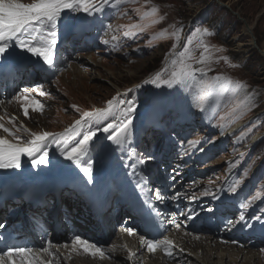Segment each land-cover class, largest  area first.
<instances>
[{
	"label": "rangeland",
	"instance_id": "obj_1",
	"mask_svg": "<svg viewBox=\"0 0 264 264\" xmlns=\"http://www.w3.org/2000/svg\"><path fill=\"white\" fill-rule=\"evenodd\" d=\"M222 1L229 3L242 19L257 24L254 35L262 48L264 0ZM22 2L27 4L34 0ZM205 4L213 8H206ZM218 5L212 0H109L104 12L87 17L90 21L101 22L99 36L90 35L95 39L98 36L100 42L94 41L90 48L83 50L74 48L76 53L72 59L63 63L57 76L47 84L27 89V92L25 89L16 91L0 100V123L21 137L19 141L12 137L13 142L26 145L32 139L30 133H64L81 118L83 112L104 109L107 101L118 95L122 101H135L138 107L130 141L138 136L142 138L132 147L135 159L151 156L148 151L160 146L162 135L166 134L168 140L175 137L180 149L167 175L177 178L181 185L171 189V199H181L183 207H187L186 214L200 215L201 211L211 208L214 212L223 214V211H229L233 215L232 229H219L225 236L223 233L217 235L216 231H205L208 228H197L201 229L199 231L180 224L179 228L172 226L169 233L193 252L204 254L208 251L198 246L202 245V241L211 244V247L222 244L240 251L254 250L261 256L249 264H264V60L257 50L254 53L252 37L245 34L244 21L239 18L237 22L232 20ZM153 8L158 11L153 12ZM216 12L219 17L215 16ZM80 17L85 18V14L80 13ZM197 27H207L215 33L202 37L209 46L208 52L197 47L201 41V36L197 34L187 45L189 53L181 57L179 54L184 50L187 37ZM230 29L232 36H228ZM70 37L61 25L58 44L68 45ZM202 54L208 57L203 64L198 62ZM173 60L177 61L175 65ZM250 61L257 71L248 67ZM181 62L191 64L193 68H203L204 71L196 72L194 79L189 78L179 84L165 83L171 78V73L179 69ZM217 75L231 77L247 87L234 92L217 86L205 100L201 80L211 81ZM153 80L156 82L145 83ZM41 92L46 94L40 95ZM23 96L29 97V100L17 99ZM246 97L251 99L246 101ZM32 100H39L43 109L38 111L30 106L29 115L25 116L22 105H31ZM201 102L205 107L203 111L199 106ZM234 108L237 111L233 112ZM114 115L119 119V111ZM107 122H112L111 118ZM239 122L242 125L235 129ZM98 123L103 125L106 122ZM155 124L161 128L160 132L153 126ZM25 128L29 131H25ZM223 134L229 136L220 140ZM7 135L0 129V136L11 140ZM63 140L62 136H57L46 142L44 150L48 152V157H56L61 152L65 147ZM189 141H200V144L192 146ZM205 144L210 145L209 153L197 161L198 149ZM131 146L129 143L123 149H116L112 145L116 150H110L102 157L95 153L93 161H98L95 163L98 169L105 170V165L112 174L120 164L126 163ZM25 160L31 161V157L23 155L21 162ZM156 161L150 159L143 164L152 170L145 168L143 172L145 176H152L150 182L155 179V171L164 168ZM100 162L101 167L98 166ZM188 166L190 168L184 170ZM4 171L9 174L8 169ZM79 172L78 169L76 173ZM182 172L185 173L179 175ZM237 181V192L231 193L229 186ZM205 192L210 194L204 195ZM223 195L229 196L228 203H215L217 197ZM189 200L193 203L190 208ZM240 215L246 218L242 223L237 222ZM257 217L260 219L257 220ZM201 221L204 222L205 218ZM129 226L128 229L134 227ZM114 233L109 242L118 240L119 234L130 235L123 228ZM72 239L65 232L57 235L53 239L55 243L51 244L63 249L64 245H71ZM207 243H203L204 246ZM56 255L59 256L58 253ZM109 259L105 261L110 263ZM217 259L215 257L213 261ZM156 260L158 258L152 261ZM178 262V259L171 257L166 264Z\"/></svg>",
	"mask_w": 264,
	"mask_h": 264
},
{
	"label": "snow or ice",
	"instance_id": "obj_2",
	"mask_svg": "<svg viewBox=\"0 0 264 264\" xmlns=\"http://www.w3.org/2000/svg\"><path fill=\"white\" fill-rule=\"evenodd\" d=\"M108 3L109 0H34L33 3L26 4L22 0H0V77H14L17 74H32L33 72L39 74L41 71L58 70L56 69V60L60 26H63L69 36L76 37L82 34L87 25L91 23L87 17H94L98 13L104 12L105 5ZM152 11L156 12L158 9L153 8ZM80 13L85 14V18L82 19ZM197 34L201 36V41L197 47L204 48L205 53L208 52L209 46L203 42L202 37L211 36L215 33L207 27H197L187 37L184 50L179 54L181 57L189 53L187 45L192 43V36ZM104 43L107 44L108 41H104ZM207 59L208 57L202 54L198 62L203 64ZM223 59L229 58L223 57ZM172 63L175 65L177 61L173 60ZM203 71V68H193L191 64L181 62L179 69L173 71L171 78L165 83L169 85L179 84L189 78L194 79L196 72L203 73ZM157 76L159 77V73ZM149 82L155 83L156 81H145V83ZM201 85L205 91V100L217 86L222 90H233L234 92H239L247 87L245 83L223 75H217L211 81L201 80ZM24 91L27 92L28 90L25 89ZM45 94L44 92L40 93V95ZM17 99L28 101L29 97L23 96L17 97ZM250 99L251 97H246V101ZM121 105L126 106L121 107ZM30 106L38 111L43 109L39 100H32L31 105L24 103L22 108L25 116L29 115ZM199 106L202 111L205 110L203 102ZM137 107L135 101H122L118 95L108 100L107 107L104 109L83 112L81 118L76 120L64 133L56 134L47 131L30 133L32 139L26 145L0 136V169L20 168L23 155L31 157V163L34 166L47 165L49 163L48 152L44 150L46 142L51 138L62 136L65 144V147L61 149L62 155L66 160L76 165L87 178L86 182L91 183L94 179V164L98 162L93 161L92 154L95 152L98 157H102L110 150L123 149L129 145ZM73 108L76 106L73 105ZM116 111L120 113L119 119L114 115ZM235 111H237L236 108L233 109V112ZM109 118L112 122H107ZM99 121L106 123L101 125L98 123ZM0 129L15 137L17 141L21 140V137L4 123H0ZM24 130L29 131L26 128ZM188 143L195 146L200 144V141H189ZM97 145L99 146L98 149ZM112 145H115L116 149H113ZM198 150L203 151L204 149L200 147ZM150 159L153 157L140 158L138 163L144 164L146 160ZM128 167L135 169L136 163L134 162ZM245 175H247V171H245ZM238 184L239 181L229 186V191L236 193ZM203 194L209 195L210 193L205 192ZM155 199H163L159 191H157ZM246 206L242 205V207ZM138 211L149 226L154 224L155 216L158 215L154 205L148 201H142ZM207 211L211 213L213 209L209 208ZM245 219L244 215H240L237 222L242 223ZM256 219L259 220L260 218L257 217ZM229 223L232 222L229 221ZM176 227L179 228L180 225L177 224ZM127 231L131 233L134 230L127 229ZM141 243L150 253H155L158 248L163 247L167 255L172 254L169 249L175 246L174 242L167 236L160 240L142 237ZM72 245L74 251L79 247L93 257L97 254L101 258L105 256L102 247L82 240L80 236H74ZM41 253L54 255L46 247L37 251L28 247L6 245L4 249H0V264H4L5 257L8 258L9 264H17L14 257H19L20 264H52L50 260L44 261Z\"/></svg>",
	"mask_w": 264,
	"mask_h": 264
},
{
	"label": "bare ground",
	"instance_id": "obj_3",
	"mask_svg": "<svg viewBox=\"0 0 264 264\" xmlns=\"http://www.w3.org/2000/svg\"><path fill=\"white\" fill-rule=\"evenodd\" d=\"M264 50V46L262 47ZM43 85V84H42ZM41 85V86H42ZM242 125V122H239L235 125V129L240 127ZM14 131V130H13ZM233 132V130L231 131ZM141 135V134H139ZM8 136V135H7ZM143 136V135H142ZM260 136V135H259ZM9 137V136H8ZM13 136L10 135L11 141ZM7 138V137H6ZM255 138V137H254ZM8 139V138H7ZM142 138L141 136H138L134 138L129 143L132 144L131 147L135 144V142L138 140L140 141ZM147 143V142H146ZM210 145H206L203 147V151H199L197 156H204L205 152L209 149ZM95 155V152L92 154V156ZM106 156V155H105ZM49 163L47 165H39L34 166L32 165L31 161L25 160L21 162L20 168L15 169H8L9 174H6L7 171H4L5 169H0V181L5 180L6 178H11L12 182H17L19 179L25 178L26 176L37 178L35 181V184H41L44 185L46 183H51V179L56 180L58 172L64 171L66 174H70L72 169L76 168V165H74L71 161L66 160L64 156L62 155V152H59L56 157H48ZM136 163V168L132 169L131 167H128V165L132 163ZM121 165V164H120ZM98 166L101 167V162L98 164ZM122 167V166H121ZM125 168H128L130 171H140L143 169L139 163L135 159V155L133 153V148L130 149L128 152V160L126 164L123 166ZM187 167V166H186ZM184 167V170H188V168ZM30 168H32L31 172H27ZM95 170L98 169L97 165L94 164ZM103 169L100 172V178H105L108 176L107 173V167L103 165ZM94 170V171H95ZM121 171V170H120ZM185 172L179 173V175L184 174ZM121 174V172H119ZM6 175V176H4ZM49 175H53L54 178L48 177ZM23 185H27V183H23ZM149 193H145L143 196H148ZM228 195H223L217 197L215 203L222 202L223 205H226L228 203ZM172 200V199H171ZM161 202H164V204H161ZM189 208L193 205L192 200H189ZM158 204L160 206L165 205V201L158 200ZM207 210L201 211L200 215H196L192 217L190 220H181L178 224L182 225L183 227H192L195 224V220L201 219L203 214H207ZM126 223H131L130 225H133V232L128 234V236L122 234H119V239L114 240L111 244H99V247H102L105 251V256L101 258L98 254L97 256L93 257L89 253H85L82 248L77 247L76 250H73V245L68 247V245L62 246L63 249H60L55 244H47V248H49L50 252L54 253V255H49L48 253H41V256L43 257L44 261H51L52 264H56L59 262H62V264H92L93 262H96V264H123V262L127 264H166L168 262L169 258L175 257V259H178L179 264H249L252 261L255 260V258H259L261 254L256 253L254 250H244L240 251L237 249H233V247L230 246H224L222 244H216L214 247L210 246L211 244L207 242H201L198 246L200 248H206L208 251L204 252L202 254L200 251L193 252L185 247L183 243L177 239H175V236L169 233V230L172 226H176L172 221H169L167 224L169 226L168 232L165 234L170 240L174 242V247H171L169 251H171V255H167L163 247L158 248L155 253H150L141 243V238L144 237L142 233L138 230L137 226L133 224L134 220H132L130 217L125 220ZM198 228L206 229V227L203 225L199 226ZM208 228V227H207ZM65 233H62V235ZM216 234H220L218 231H216ZM82 240H87L90 243L94 242L90 240L87 235H81L80 236ZM74 238V237H72ZM149 239L148 237H144ZM163 239V238H162ZM73 240V239H72ZM160 240V239H159ZM55 243V242H54ZM203 243H207L205 246ZM213 245V244H212ZM115 246V247H113ZM126 246V247H125ZM227 248V249H226ZM182 249V251H181ZM38 251V250H37ZM178 251V253L176 252ZM56 253L59 254V256L56 255ZM134 253V255H132ZM162 256L166 259H163ZM84 257L85 259H82ZM218 258L216 261L213 259ZM110 263H107L108 260H110ZM157 259V262L152 261L153 259ZM17 261V264L20 263L19 257L15 258ZM107 260V261H105ZM124 260V261H122ZM229 261V262H228ZM4 264H9L8 258H4Z\"/></svg>",
	"mask_w": 264,
	"mask_h": 264
},
{
	"label": "water",
	"instance_id": "obj_4",
	"mask_svg": "<svg viewBox=\"0 0 264 264\" xmlns=\"http://www.w3.org/2000/svg\"><path fill=\"white\" fill-rule=\"evenodd\" d=\"M212 1H215L217 2L219 5H221L222 7L226 8V9H229L234 15H236L239 19H242L241 18V15L234 11L231 7L230 4L228 3H225L223 2L222 0H212ZM244 21V24H245V29L246 31L250 34V36L252 37V45H253V48L257 49V51L264 57V50L259 46L258 44V41H257V38L255 37L254 35V32H253V28H251V26L249 25L248 21L245 20V19H242Z\"/></svg>",
	"mask_w": 264,
	"mask_h": 264
},
{
	"label": "trees",
	"instance_id": "obj_5",
	"mask_svg": "<svg viewBox=\"0 0 264 264\" xmlns=\"http://www.w3.org/2000/svg\"><path fill=\"white\" fill-rule=\"evenodd\" d=\"M207 3H208V2H207ZM215 4L217 5L216 2H215ZM205 5H207V4H205ZM218 7H220V6L218 5ZM209 8H213V7H211V6L209 5ZM220 8H221V11H226V12L228 13L229 17L233 18L232 20H234V21L237 22V17L234 16V15H232V14L229 12V10H227V9L224 8V7H220ZM210 11H211V9H210ZM215 16H216V17H219V13L216 12ZM227 21H229V20H227ZM228 36H232L231 29L229 30V34H228ZM253 51H254V53H255V52H256V49L253 50ZM258 55L261 57L262 60H264V57H262L259 53H258ZM249 57H250V56H249ZM251 61H252V60H251ZM251 61L249 62L248 67H249L250 69H253L254 71H257V68H255L256 66H255Z\"/></svg>",
	"mask_w": 264,
	"mask_h": 264
}]
</instances>
